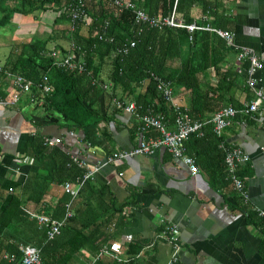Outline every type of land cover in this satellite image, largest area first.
<instances>
[{
	"label": "trees",
	"instance_id": "trees-1",
	"mask_svg": "<svg viewBox=\"0 0 264 264\" xmlns=\"http://www.w3.org/2000/svg\"><path fill=\"white\" fill-rule=\"evenodd\" d=\"M130 1L150 16L166 17L174 12L176 19L187 24L195 20L191 15L192 5L200 3L211 28L233 30L232 20L217 0L212 3L214 8L207 6L205 0ZM71 2L0 0V29L12 22L15 15L23 17L40 11L55 14L47 40L13 43L11 68L1 70L29 80L34 86L33 93L45 77L52 90L45 96L40 93L35 105L41 106L44 113L67 131L79 133L86 146L100 148L104 145L110 134L102 125L106 126L119 112H124L122 108L129 102L135 104V113L139 116L162 114L166 123L174 124L173 110L157 90L155 78L169 82L174 93L178 91L185 102L181 108L191 120L209 119L226 104V97L231 98L236 74L221 69L230 47L216 33L195 31L189 40L185 29H151L135 22L134 10L117 12L104 0H85L84 22H75V29L71 31V18L60 12ZM199 24L204 22L199 21ZM55 40H64L67 47L54 44L50 48L48 42ZM131 42L134 43L132 47ZM124 48H127L125 53ZM118 49L120 54H116ZM74 51L83 66L82 71L59 67L58 60ZM52 52L56 55L51 56ZM105 65L109 67L106 80L102 79ZM209 72H213L215 83L201 82L200 77ZM105 84L109 85L108 90ZM114 99H119L123 107L116 109ZM134 128L140 132L138 125L134 124ZM210 128L206 125L199 133L187 137L184 141L186 154L195 156L199 165L212 170L210 177L215 181H223L224 153L218 145L225 140L217 138ZM204 147L215 154L214 163H208L202 156ZM24 155L32 157L33 162V171L24 182L0 177V264H20V245L38 248L41 262L45 264H68L71 261L68 253L58 249L67 246L78 250L82 244L90 243L88 238L91 237L92 246L98 251L103 245L102 241H97L98 237L128 202L119 203L108 186L93 187L90 179L85 180L77 199L72 206L70 204L72 216L65 220L61 233L48 241L28 213L34 211L63 218L67 209L64 193L54 207H48L45 198L65 182L81 177L85 168H78L60 146L43 145L40 135L26 141ZM90 210L99 214H92Z\"/></svg>",
	"mask_w": 264,
	"mask_h": 264
},
{
	"label": "crops",
	"instance_id": "crops-1",
	"mask_svg": "<svg viewBox=\"0 0 264 264\" xmlns=\"http://www.w3.org/2000/svg\"><path fill=\"white\" fill-rule=\"evenodd\" d=\"M213 1L205 0L207 4L204 1L202 3L212 6ZM217 1L221 2V9L233 22V30L230 32L233 37L230 43L226 42L230 53L221 63V69L229 70L236 76L231 98L226 97L224 106L238 108L254 98L252 89L246 86L250 77L256 81V87L264 91V0ZM202 7L203 4L200 3L192 5L191 15L195 18L193 22L197 24L199 21L207 24ZM54 15L52 11L46 13V17L54 18ZM25 17L15 15L13 21L17 22ZM22 31L6 40L7 42L0 43V50L7 46L9 48L7 56L4 54L0 60L3 70L11 68L10 62H13L14 55H10V52L14 48L13 43L33 38L30 31L24 30L25 34H21ZM242 51L255 54L262 68L250 75L249 60L238 58ZM106 68L108 67L105 65L102 69L104 80ZM13 75L15 76L12 74V77H8L0 70L2 100L9 99L14 91ZM200 81L215 83L213 72L202 75ZM39 87L40 91L37 89L36 94L33 93V86H30L27 93L20 94L15 105L0 104V177L17 183L24 182L30 171H33V162L22 163L23 159L32 158L24 155L26 141L37 135L42 136L43 145L45 138L59 139L60 142L54 146L66 150L71 160L72 157L80 156L90 169L114 152L135 148L141 137L148 140L158 136L153 130L142 134L135 131L134 124L138 125L135 118L126 112H119L114 120L106 126L102 125L110 134V138L104 141V149L90 148L81 140L79 133L67 131L44 113L41 106L35 105L40 93L43 96L48 94ZM50 88L52 90L51 86ZM174 96L178 104L184 105V98L178 91ZM166 127L171 132L175 129L171 121L166 123ZM223 138L228 146L241 148L249 156L245 164L236 168L237 176L243 181L246 197L236 191L227 176L225 164L224 180L215 181L210 177L209 171L212 173V170L199 165L195 156L192 157L199 171L192 175L180 160L173 158L163 148L150 155L129 157L117 164H109L89 179L93 187L106 185L119 203L128 204L103 229V234L97 239L103 243L98 251L92 246V237L88 238L90 243L82 244L78 250L67 246L59 248V251L68 253L71 260L68 264H167L173 250L163 234L168 225H174L178 230L179 250L173 264H264V216L260 215V212L264 213V113L261 116H237L224 131ZM205 148L202 156L208 163H214L215 154L209 153ZM77 167L80 168L78 165ZM77 179L80 180L81 177L68 183H74ZM62 185L45 198L48 207H54L63 193L67 197V204L72 205L77 199L78 195L71 198L65 193ZM90 211L92 214H99L95 210ZM31 212L54 218L51 214ZM29 217L35 220L38 230L44 231L46 237L45 230L37 220ZM92 217L91 215L88 221ZM104 247L111 250L109 254L98 255Z\"/></svg>",
	"mask_w": 264,
	"mask_h": 264
},
{
	"label": "built area",
	"instance_id": "built-area-1",
	"mask_svg": "<svg viewBox=\"0 0 264 264\" xmlns=\"http://www.w3.org/2000/svg\"><path fill=\"white\" fill-rule=\"evenodd\" d=\"M177 2V0H174ZM104 2L112 8L114 11L121 12L124 9H132L135 14V22L139 25L146 26L151 29L161 30L165 27L167 28H181L185 29L189 34V40H191V35L195 31H210L216 33L226 42L230 43L233 34L227 31H222L219 29L211 28L208 24H197L192 22L189 24L184 23L181 20L175 18L174 12L169 16L159 17V16H150L143 9L136 8L130 0H104ZM85 0H72L71 3L66 5L61 9L60 12L66 13L71 18L70 29L73 31L74 23L83 21L85 19ZM130 46H134V43L131 42ZM124 53L127 51V48L122 49ZM121 50H116V54H120ZM55 52L51 53V56H55ZM239 59L247 58L251 64L249 69V74L252 75L256 69H261L262 64L258 61L255 54L249 51H242L239 56ZM58 66L67 68V69H79L82 71L83 66L79 64L78 55L72 52L69 56L63 59L58 60ZM1 70V67H0ZM7 72V71H6ZM8 77H12L9 73H6ZM13 87L14 91L11 93L9 99L2 100L0 97V104L4 105H15L19 101L20 94H25L30 89V82L26 81L23 77L13 75ZM156 88L160 92L163 100L169 104L174 113V131H168L166 127V121L162 114H146L139 116L135 113V104L133 102L128 103L124 108L123 103L119 99H114V105L116 109L122 108L124 112L130 114L135 118L138 123L140 134L147 130H153L157 132L158 136L154 139H139L138 145L127 151L114 152L113 154L105 157L104 160L98 163L93 169L87 168L86 162L82 159L72 157L73 162H75L79 167L85 168L84 174L81 176V179H77L74 183H64L63 190L65 193L69 194L74 198L82 184L85 180L92 178L95 172L101 169L104 166L109 164H117L122 160L129 157H136L140 155H150L155 150L163 148L165 149L173 158L180 160L188 169L190 174L195 175L198 173L199 168L196 164V161L193 157L186 154V149L184 141L190 134L199 133L202 128L206 125L211 126L213 134L217 138H222L224 131L229 128L234 119L237 116H250L252 114H257L261 116L264 113V91L256 87V81L250 77L247 81V86L252 89L254 98L245 102L240 107L236 108L231 105H226L220 108L207 120H191L189 116L181 108V105L178 104L175 100L174 91L171 87V84L165 80L155 78ZM109 85L105 84L104 88H107ZM40 88L44 92H50L51 88L47 83V79L44 77ZM60 142L59 139H44V145L54 146ZM220 147L224 150V164L227 171V176L230 181L233 183L236 191L242 196L246 197L245 192L243 191V181L236 174V168L239 165L245 164L249 156L246 153H243L237 147L228 146L224 141L219 143ZM31 159L25 158L22 160V163L30 164ZM66 212L64 217L61 219H54L43 214H35L29 212V216L35 218L41 228L45 230L46 238L52 240L60 233V229L63 227L65 220L72 216V211L70 209V203L66 204ZM261 216H264L263 212H260ZM164 236L168 242L172 245L173 250L171 253L170 260L167 264H173V261L176 259V255L179 250L178 245V230L174 225H168L163 231ZM19 251L21 253L20 264H42L40 259V251L38 248L31 245H20ZM108 248L104 247L100 249L98 255H108ZM54 264V263H53Z\"/></svg>",
	"mask_w": 264,
	"mask_h": 264
},
{
	"label": "rangeland",
	"instance_id": "rangeland-1",
	"mask_svg": "<svg viewBox=\"0 0 264 264\" xmlns=\"http://www.w3.org/2000/svg\"><path fill=\"white\" fill-rule=\"evenodd\" d=\"M46 13H49V12L40 11L35 14H30L26 17L24 16L25 18H21L20 21L18 19L19 22L18 21L16 22L15 20L10 22L8 25L0 29V43L7 42L6 40L11 39L15 34H19L20 30H23L21 34H25L24 30L28 32L30 31L33 34L32 35L33 38L31 40H34V39L36 40L46 39L47 40V37L50 35V30L52 28L51 21L53 18L46 17ZM84 31H87L86 27L84 28ZM29 36H31V34ZM54 44H57V45L60 44L64 47H67V43L64 40H55V42L49 41L47 45L51 48L52 45ZM8 49L9 48L7 46L5 47V49L0 50V60L4 57V54L7 56ZM108 71H109V67L106 68L105 70V73H104L105 77Z\"/></svg>",
	"mask_w": 264,
	"mask_h": 264
},
{
	"label": "bare ground",
	"instance_id": "bare-ground-1",
	"mask_svg": "<svg viewBox=\"0 0 264 264\" xmlns=\"http://www.w3.org/2000/svg\"><path fill=\"white\" fill-rule=\"evenodd\" d=\"M233 42H234V40H233ZM248 68H250V67H248ZM67 69V68H66ZM76 70V69H75ZM245 70V69H244ZM247 79V78H246ZM13 80V79H12ZM34 85V84H33ZM36 85V84H35ZM247 86V85H246ZM259 86V85H258ZM34 87V86H33ZM111 87V86H110ZM260 87V86H259ZM107 90H108V88H107ZM40 91V90H39ZM38 93H40V92H38ZM37 94V93H36ZM45 94V93H44ZM22 96V95H21ZM176 97V96H175ZM21 98V97H20ZM126 99V98H125ZM127 102H129V101H127ZM130 103V102H129ZM137 112V111H136ZM193 120V119H192ZM204 128V127H203ZM203 130V129H202ZM196 134V133H195ZM201 134V133H200ZM193 135V134H192ZM226 143V142H225ZM241 149V148H240ZM78 159H80V156H79V158ZM127 159V158H126ZM84 160V159H83ZM239 167H240V165H239ZM242 167V166H241ZM238 171V170H237ZM98 172V171H97ZM238 174V173H237ZM240 174V173H239ZM244 179V178H243ZM245 181V180H244ZM87 182V181H86ZM85 184V183H84ZM245 187V186H244ZM63 188V187H62ZM81 189V188H80ZM78 195V194H77ZM72 198V197H71ZM77 198V197H76ZM72 206V205H71ZM62 230V229H61ZM61 233V232H60ZM40 254H41V252H40Z\"/></svg>",
	"mask_w": 264,
	"mask_h": 264
}]
</instances>
